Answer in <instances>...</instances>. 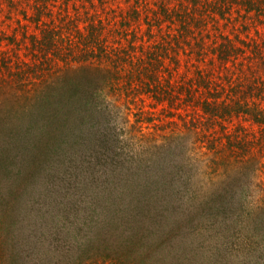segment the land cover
<instances>
[{
  "label": "rangeland",
  "instance_id": "374dc122",
  "mask_svg": "<svg viewBox=\"0 0 264 264\" xmlns=\"http://www.w3.org/2000/svg\"><path fill=\"white\" fill-rule=\"evenodd\" d=\"M257 196L264 0H0V264H264Z\"/></svg>",
  "mask_w": 264,
  "mask_h": 264
},
{
  "label": "clouds",
  "instance_id": "9594fccd",
  "mask_svg": "<svg viewBox=\"0 0 264 264\" xmlns=\"http://www.w3.org/2000/svg\"><path fill=\"white\" fill-rule=\"evenodd\" d=\"M262 206H264V200H262L259 196H257L253 205L250 207V210L255 211V210H258Z\"/></svg>",
  "mask_w": 264,
  "mask_h": 264
},
{
  "label": "trees",
  "instance_id": "16d2710c",
  "mask_svg": "<svg viewBox=\"0 0 264 264\" xmlns=\"http://www.w3.org/2000/svg\"><path fill=\"white\" fill-rule=\"evenodd\" d=\"M73 93H74V92H73ZM77 93H78V92H77ZM129 251H130V250H129ZM129 251H128V252H129ZM130 256H131V255H130ZM125 258H127V257H125ZM118 261H120V262H123V261H121V259H120V260H118Z\"/></svg>",
  "mask_w": 264,
  "mask_h": 264
}]
</instances>
